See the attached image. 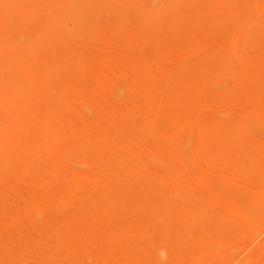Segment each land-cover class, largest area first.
I'll use <instances>...</instances> for the list:
<instances>
[{
	"label": "bare ground",
	"instance_id": "bare-ground-1",
	"mask_svg": "<svg viewBox=\"0 0 264 264\" xmlns=\"http://www.w3.org/2000/svg\"><path fill=\"white\" fill-rule=\"evenodd\" d=\"M0 264H264V0H0Z\"/></svg>",
	"mask_w": 264,
	"mask_h": 264
}]
</instances>
